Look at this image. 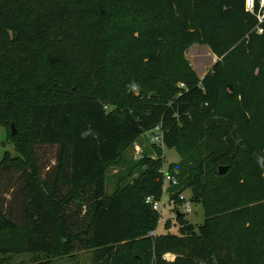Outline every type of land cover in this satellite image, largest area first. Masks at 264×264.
I'll return each mask as SVG.
<instances>
[{"label":"trees","instance_id":"trees-1","mask_svg":"<svg viewBox=\"0 0 264 264\" xmlns=\"http://www.w3.org/2000/svg\"><path fill=\"white\" fill-rule=\"evenodd\" d=\"M196 42L219 57L203 78L185 55ZM158 125L181 155L171 199L191 188L206 212L199 226L177 211L178 234H154L147 203L164 195L159 146L106 194L108 168ZM1 126L17 155L0 162V264L86 250L94 264H264V23L246 0H0Z\"/></svg>","mask_w":264,"mask_h":264},{"label":"rangeland","instance_id":"rangeland-1","mask_svg":"<svg viewBox=\"0 0 264 264\" xmlns=\"http://www.w3.org/2000/svg\"><path fill=\"white\" fill-rule=\"evenodd\" d=\"M185 55L189 62L192 64L198 75L203 78L205 73L213 65L214 55L211 49L200 43H193L188 47ZM131 91H134L131 89ZM13 128V127H12ZM151 131H147L143 134L139 140L124 153L122 159L111 165L107 170V185L106 194L108 196L113 195L118 186L125 185L133 182L134 178L138 177V172L129 176V172L135 167L136 162L141 160L145 154L157 156L155 146L150 139ZM163 150V155L166 162V171H169V166L172 163L179 162L181 155L176 149H170L168 147L159 146ZM8 151L14 156L17 155L16 150L12 142L8 140L7 130L4 127H0V162L4 157L5 152ZM141 153V157H138ZM38 157L44 167L53 166L55 164L56 149L50 146H43L38 148ZM50 168V167H49ZM48 169V168H47ZM125 178V179H124ZM7 199L11 197V194H6ZM183 197L186 199L184 204H176L171 199L169 191H164V195L160 204L162 205L160 214V221L157 226L156 233L158 235L165 233L178 234L180 233V224L177 221V211L185 214V219L190 223L196 225H202L206 220V212L202 203L194 202L191 200L192 189L188 188L183 191ZM191 202L192 211H186V203ZM155 234V233H154ZM7 264H94L92 250L77 251L73 254H67L60 257H50L47 254H31L21 253L10 255L9 263Z\"/></svg>","mask_w":264,"mask_h":264},{"label":"built area","instance_id":"built-area-1","mask_svg":"<svg viewBox=\"0 0 264 264\" xmlns=\"http://www.w3.org/2000/svg\"><path fill=\"white\" fill-rule=\"evenodd\" d=\"M246 8L249 12L253 13L259 20L260 24L264 23V0H246ZM259 32H263V29L261 27L258 28ZM165 133L163 130L162 125L156 126L151 134L150 139L151 141L158 145V146H164L165 144ZM138 157H141V153ZM164 175H165V183H164V191H169L170 188L178 186L179 180L178 178L171 174L169 171H166V168H164ZM180 199L182 200L183 204L186 202V199L183 197V193L180 194ZM147 203L151 204L153 206V209L156 211H160L162 208V205L159 201H155L153 197L147 198ZM186 211L191 212L192 211V204L191 202L186 203ZM156 234V233H155ZM167 259H170L169 255L166 256Z\"/></svg>","mask_w":264,"mask_h":264},{"label":"water","instance_id":"water-1","mask_svg":"<svg viewBox=\"0 0 264 264\" xmlns=\"http://www.w3.org/2000/svg\"><path fill=\"white\" fill-rule=\"evenodd\" d=\"M12 127H13V134H16L15 125L13 124ZM219 170H220V173L223 174V173H225V172L227 171V168H225V167H220ZM178 213H179V212H178ZM178 216H179V214H178Z\"/></svg>","mask_w":264,"mask_h":264},{"label":"crops","instance_id":"crops-1","mask_svg":"<svg viewBox=\"0 0 264 264\" xmlns=\"http://www.w3.org/2000/svg\"><path fill=\"white\" fill-rule=\"evenodd\" d=\"M213 55H214V59H213V65L219 60V57L217 56V55H215L214 53H213ZM213 65H212V67H213ZM212 67H210L209 68V70L205 73V75L210 71V69L212 68ZM204 75V76H205ZM203 76V77H204ZM156 233V232H155Z\"/></svg>","mask_w":264,"mask_h":264}]
</instances>
